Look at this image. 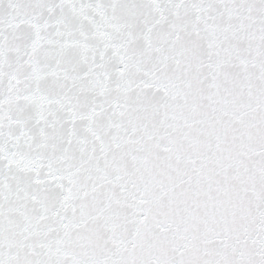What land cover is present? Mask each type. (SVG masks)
Here are the masks:
<instances>
[{
    "label": "snow or ice",
    "instance_id": "1",
    "mask_svg": "<svg viewBox=\"0 0 264 264\" xmlns=\"http://www.w3.org/2000/svg\"><path fill=\"white\" fill-rule=\"evenodd\" d=\"M0 264H264V0H0Z\"/></svg>",
    "mask_w": 264,
    "mask_h": 264
}]
</instances>
